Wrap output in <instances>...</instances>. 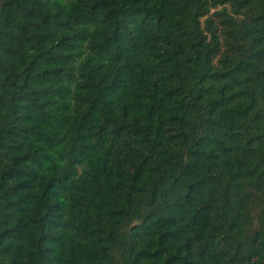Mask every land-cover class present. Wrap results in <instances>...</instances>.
<instances>
[{
  "label": "trees",
  "instance_id": "16d2710c",
  "mask_svg": "<svg viewBox=\"0 0 264 264\" xmlns=\"http://www.w3.org/2000/svg\"><path fill=\"white\" fill-rule=\"evenodd\" d=\"M0 264H264V0H0Z\"/></svg>",
  "mask_w": 264,
  "mask_h": 264
}]
</instances>
